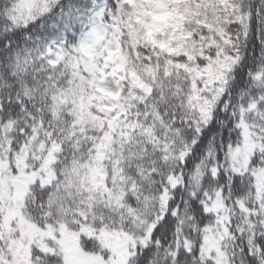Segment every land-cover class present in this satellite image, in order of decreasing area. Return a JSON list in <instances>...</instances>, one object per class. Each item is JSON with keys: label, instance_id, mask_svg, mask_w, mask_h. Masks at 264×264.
Returning <instances> with one entry per match:
<instances>
[{"label": "snow or ice", "instance_id": "snow-or-ice-1", "mask_svg": "<svg viewBox=\"0 0 264 264\" xmlns=\"http://www.w3.org/2000/svg\"><path fill=\"white\" fill-rule=\"evenodd\" d=\"M0 264H264V0H0Z\"/></svg>", "mask_w": 264, "mask_h": 264}]
</instances>
